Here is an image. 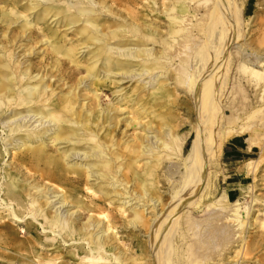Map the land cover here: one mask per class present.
I'll return each mask as SVG.
<instances>
[{
    "label": "bare ground",
    "instance_id": "obj_1",
    "mask_svg": "<svg viewBox=\"0 0 264 264\" xmlns=\"http://www.w3.org/2000/svg\"><path fill=\"white\" fill-rule=\"evenodd\" d=\"M49 1L51 0H44L45 4ZM122 1L111 0L113 4H121ZM124 1L132 6L141 5V10L154 8L150 9V15L146 12L143 14L146 19L150 18V23L144 19L140 20L143 15L139 16L137 10L126 9L123 19L126 24L120 27L114 22L108 28V35L104 34V48L107 49L104 77L99 79L90 66L91 63L86 65L85 77H81L76 83V80L74 81L75 84L69 87L66 98L60 101L58 108L53 102L54 91L50 85L44 84L49 74L40 70V63L34 64L32 61L41 55L51 54L59 60L64 59L62 62L67 60L79 69L82 63L73 59L75 53L64 50L63 46H59L58 42L42 29L38 28L36 38H31L29 30L34 31L38 24L36 22L32 26L31 22L25 21L26 26L21 34L17 32L18 34L8 42L11 46L5 48L8 55L0 57L8 59L14 68L16 66L11 76L9 70H0V118L9 113L6 119L0 120L1 133L5 135L0 141V147L4 148L3 153L8 157L4 168H0V209L7 212L5 216L8 218L0 222V231L14 230L13 223H27V220L31 219L33 223H27V231L36 233L37 230H42L44 234H52L70 249L71 256L69 254L70 257H67L68 253L65 252L60 264L175 263L173 236L181 222L177 214L184 205L189 207L193 203V200L186 202L185 198L191 194V190L196 189L194 192L197 193V198L194 203L199 201L202 187L206 183L207 169L219 158L222 147L228 140L236 136H247L248 148L256 147V128L248 127L239 114L230 112L229 116H226L219 104V99L227 87V73L233 59L231 46H234L232 49L237 56L240 77L242 75L248 83L262 92L260 102L261 99L264 100V49L255 48L251 39L245 40L248 34L245 36L241 29L243 20L241 9L237 6L238 0ZM210 1L212 4L206 19L203 16L196 19L200 15L197 8L203 9V5ZM28 3L22 5L26 12L32 11L35 6L34 0ZM103 3L102 5L106 2ZM4 8L2 10L7 16L18 15V11L9 9L7 12ZM107 10L114 12L111 8ZM79 12L80 18L84 17L83 22L89 25V28L95 31L99 29L86 17L91 12ZM193 19L196 23L190 25ZM5 20L11 21L8 17ZM194 33L203 35V40L199 41L200 48L198 47L196 52L192 51L195 53H192L190 60V66L193 63L195 70V76H192L187 60L182 63L180 61L178 70L172 68L177 51L174 54L169 51L178 37L191 45L190 43L195 41ZM39 35L41 37H38ZM210 42L213 45L207 46ZM18 44L20 45L17 47ZM155 45L161 47L158 46L159 49L156 50ZM19 49L17 59H23L15 61L14 52ZM186 52L184 50L182 54ZM119 59L124 60L122 63L125 66H118ZM59 60L56 61L55 71L57 65H60ZM73 70L76 71L74 68ZM34 71L36 74L33 76ZM117 77H122L123 80L137 77L136 82L140 81V84L129 93L124 90L115 91L118 85ZM72 78L73 76L70 80ZM189 79H192L190 83ZM108 81L110 85L106 88L115 101L111 103V107L104 110L99 103V96ZM181 86L187 90L189 97L192 96L195 111L200 118L197 117L199 120L191 131L179 136L176 131L179 127L174 124L178 120L175 121L178 107L175 93ZM81 91L84 92L82 95L87 94L91 98L84 97L81 100ZM86 100V104H81ZM90 102L92 103L88 106ZM156 107L159 109L155 110ZM19 108L21 110L16 111ZM22 109H25V112ZM254 114H264V110H257ZM28 123L31 125L27 127ZM32 125L34 126L31 127ZM68 125L76 129V132H82L81 139L73 136L69 138L68 130L64 127ZM122 125L125 127V135L129 129L135 133L131 134V137L125 136L126 139L120 145L122 140L118 141L117 133ZM190 138L191 143L184 153ZM47 145H51L55 149L54 152ZM58 145L66 147L59 148ZM21 151L32 160L33 167L29 171H20V168L25 166H14L15 162L12 163ZM11 159L12 162H9ZM141 163L142 167L139 166ZM257 163L249 161L246 171L253 175ZM140 169L145 176L143 182L136 173ZM160 173H163L162 177L173 188L171 207L170 204L166 207L164 197L154 184V179L159 177ZM24 174L32 176L28 179H33V187H29L30 182L24 180ZM130 184L133 185L131 193ZM120 187H123L121 191ZM252 192L253 189L248 187V193ZM42 199L45 200L44 204ZM113 206L118 210L115 211ZM144 207L152 208L150 219L144 217L148 209ZM240 207L239 201L231 203L227 220L231 221L232 227H235L238 233L243 234L247 222H242L244 213L240 211ZM246 207L248 209V206ZM126 212L131 215L127 226L136 231H143V235L137 236L120 230V218ZM26 213L28 215L24 216ZM183 216L185 215H182V220ZM4 218L1 217L0 220ZM173 218V222H170ZM8 221L12 223H5ZM181 232L176 233L180 242L186 238L183 237L184 232ZM243 239L241 238L240 242H243ZM0 253L2 261H5L8 251L1 243ZM31 263L55 264V261L36 255Z\"/></svg>",
    "mask_w": 264,
    "mask_h": 264
},
{
    "label": "rangeland",
    "instance_id": "obj_2",
    "mask_svg": "<svg viewBox=\"0 0 264 264\" xmlns=\"http://www.w3.org/2000/svg\"><path fill=\"white\" fill-rule=\"evenodd\" d=\"M12 1H14V2H12ZM24 1H26V2H24ZM28 1H30V0H19V1L18 0L17 1L16 0H0V10H1V13H0V33L3 32L2 34H0V57H2V55H5V56L8 55V53H6V51H5L6 50L5 48H9L11 46L8 42H10V40L13 36H16L18 33L21 34L22 30L26 26L25 21L31 22L32 26L36 22L38 24L37 25L38 27L35 28L36 30L35 29H34V31H31L33 29L29 30V34L32 35L31 38H33V37L36 38V36H37L36 33H39L38 30L42 29L45 31V33H48L56 42H58L59 46H63L64 50H66V51L71 50L73 53H75L76 56L73 59L80 62V64L82 63L81 64L82 66L79 69L73 67V65L70 62H68L67 60H65L67 63L65 61H63L65 63L62 64L63 63L62 60H64V59L60 58V60H59L55 56L48 54L49 52L47 53L48 55H46V54L41 55L40 54L41 56L35 58L32 61L34 64L40 63V68H41L40 70L45 71V73L49 74V77H47L44 80L46 82V83L44 82V84L50 85L52 90L54 91L55 94H54L53 102H54L56 108H58L61 105L60 101L64 98H66V96L69 92V87H73V85L79 79H81V77H83V78L85 77V75H86L85 66L86 65L91 63L90 66L93 67L95 75L99 79H102L104 77L103 72L106 70V64H107V55H106L107 49L104 48V42H106V36L109 33L108 28L114 22H117L118 26H120V27H121V25L124 26L126 24V21H123V19L126 16L125 10L126 9L137 10L139 13V16L145 14V12L147 14H149L151 12V10H154V8H150L151 9L150 10L148 7H147L148 9H146V10H141L142 6L140 5V2H139L140 6H132L129 3H125L124 0L122 1L121 4L120 3L113 4L111 2V0H103V1L102 0H78V1L77 0H51L47 4H45L46 2H44V0H34V4H35L34 9L32 11L29 10L28 12H26V9H22V7H23L22 5L27 4ZM38 1H40L41 3ZM81 2H83L85 5L82 4ZM103 2L107 5H105ZM102 3L107 7L105 8V6L102 5ZM211 4H212V2L210 1L209 3L203 5V9H202V7L197 8L198 14H200V15H198L196 19H198L201 16H203L204 19H206V15H207V12L209 11V7ZM206 5L208 7H206ZM4 6L6 8H4ZM237 6H239V8L241 9V12H242V20L243 21L241 23V29H242L243 33L245 34V36L248 34V36L245 38V40L251 39L253 41L252 44L254 43L253 45L256 46L255 48L264 49V26H262V25H264V0H238ZM98 7L102 12L100 10H98ZM3 8L6 9L5 11H7V12L9 11V9L16 10V11H18V15L16 17H14V15L7 16L2 10ZM107 8H111V10L112 11L114 10L115 13L114 12L110 13L107 10ZM105 10L107 13L105 12ZM79 11L91 12L86 17H88L90 20H92L99 27V29L97 31H95L91 27L89 28V25H87L83 22L84 17L80 18V16H79L80 12ZM22 12H23V14H22ZM100 12L102 14H100ZM42 14L44 16H42ZM152 14H151V16H152ZM112 15H113V17H112ZM122 15H123V17H122ZM7 17L10 18L11 21L8 22L7 20H5ZM26 17H28V18H26ZM139 19L140 20L144 19V21H146L147 23L148 22L150 23V18L146 19L144 17V15H143V18H139ZM162 20H165V19H162ZM5 21H7V22L5 23ZM199 22L202 23V21H199ZM195 23L196 22L194 20L193 22L190 23V25H193ZM160 24H162V23H160ZM194 34H192V35L194 36ZM200 35L201 34L196 35V37H193V40H195L197 42H199V41L202 42L203 35H201V36ZM28 37L30 38L29 35H28ZM38 37H41V35H39ZM3 39H5V40H3ZM200 39H202V40H200ZM195 41H193L192 43H190L191 45H189V44H186L183 41V39L180 37H178L174 40V47L171 49V51H169V53L171 52V54H174L177 51L176 52L177 58L173 59L174 61H173L172 68H175L176 70H178L181 63L183 61L187 60V62H189L188 67H189V69L192 70L191 74H192V76H195L194 64L192 63L190 66V60L192 58L191 57L192 53H193V55H195L194 52H196L200 48L199 45L201 44V42L196 43ZM176 42H179V43H176ZM181 42H182V44H181ZM6 43H7V45H6ZM97 43H98V45H97ZM80 44H83V45H80ZM177 44L180 45L181 47L178 46ZM19 45L20 44H18L17 47ZM192 45L194 46V48L196 50L193 48ZM208 45L212 46L213 43L210 42L209 44H207V46ZM259 45H260V47H259ZM158 46L161 47V45H155L156 50L159 49ZM183 46H185L186 48H183ZM233 47L234 46L230 47V53H231V56L233 57V59L231 62L229 73H227V87L225 88V92H223L221 99H219V104L221 106V110L224 111V114L226 116H229L230 112L231 113L234 112V114L235 113L239 114L241 116V119H244L243 122H247L246 124L248 127L256 128V130L258 132V137H257V139L254 140L255 141L254 143H256L255 144L256 147L253 148V149H255L256 154L253 156L254 159L251 160V161L258 162L257 166H256V170H255V173H253V175L249 174L247 171V173L249 175H251V179L248 181V185L243 188V192L241 193L239 199L236 200V201L240 202V206H241L240 211L242 213H244L242 216L243 217L242 222H243V224L246 222L247 223H246V226H244L245 227L244 233L240 234L235 230L236 229L235 227H232L233 224L230 223L231 221L229 222L227 220L229 218L228 213L231 209L230 204L235 202V201L227 202L225 199V190H224V187L222 185V176H221V170H220L219 158H218L207 169L208 170L207 171V177L208 176L209 177L205 178L206 183L202 187V189H203L201 191L202 195L199 193L200 194L199 195V197H200L199 201L194 203L196 198H197L196 197L197 193L194 192L196 189L191 190L190 191L191 194L188 197H186L187 199L185 198V200H187L186 202L193 200V203L190 204L189 207H186V205H184L180 209V211L178 213L179 215L177 214V216L180 218V221L182 223L180 222L177 225L176 231L178 230V232L175 231V234L173 236L174 239L172 238L174 240L173 252H175V253L172 252L174 254V255L173 254L172 255L175 256L174 257L175 263H173V264H264V130H262V129H264V126H262V125H264V114H258V115L254 114V112L257 110H264V106H262V105H264V100L261 99V102H260L262 92H259V90L254 88L252 84L248 83L246 81V79L243 78L242 75H241L242 78L240 77L241 73H239V71H238L239 65L237 64L238 63L237 56L235 54V51L232 49ZM1 49H2V51H1ZM88 49H90V50H88ZM183 49L185 50V52L187 50V52L184 53L186 55L182 54V52L184 51ZM3 50H4V52H3ZM192 51H194V52H192ZM19 52H20V49L16 50L14 52V54L16 55L15 61L16 60L21 61L23 59V57H19V59H17L18 58L17 56H19L17 53H19ZM180 54H181V56H180ZM94 58L96 59V61ZM57 59L60 62V65H57V71L59 70V72L55 71V68H54L56 65V61H58ZM0 60H1L0 70H2V71H6V69H7V71L9 70L8 73L11 76L12 72L15 71L16 66L14 68V66H12V63H10L8 61V59H4V58L1 59L0 58ZM123 61H122V59L121 60L119 59L117 61L119 67L125 66L122 63ZM180 61H181V63H180ZM52 63L54 64V66ZM184 64H186V63H184ZM68 65H69V67H68ZM111 66H114V65H111ZM73 68L76 71H74ZM52 69L54 70V73H53ZM64 72H66V73L64 74ZM59 73H60V75H59ZM35 74H36V71L33 72V76ZM177 74H178V72H177ZM55 76L57 78H55ZM71 76H73V78L70 80ZM51 77H52V79H50ZM67 77H68V79H67ZM134 79H131V80L136 82L137 77H135ZM52 80H54V81H52ZM131 80H123L122 77H117L116 82H118L117 83L118 85H117V89L115 91L124 90V91H127L129 93L132 90V88H134V87L138 86V84H140L139 83L140 81L134 83ZM191 80L192 79H189L188 82ZM70 81H72V83H69ZM74 81H75V83H74ZM29 83L33 84L34 82H29ZM70 84H72V85H70ZM109 85H110V81H108L105 84V87L101 90L102 92L100 93V96H99V103L101 105V108L104 110L108 107H111V103L113 101H115L112 98V94L110 93V91L107 90ZM63 86H65V87H63ZM128 87H129V89H128ZM61 88H63V89H61ZM179 89L180 90L175 93V96L177 97L176 101L178 102V107H176V109H177L175 112L176 118L175 117L174 118H175V121L177 119L178 120L174 124H175V126L179 127L176 131H177L178 135L180 136V135L186 134L189 131H191L193 125L196 124V122L199 120L200 117L198 116V114L195 111L194 103L192 102L193 101L192 96L189 97L190 95L188 94L187 90L185 91L184 86L183 87L181 86ZM190 92L192 93V90H190ZM82 93H84V92L81 91V93L79 94L80 97H81ZM89 96L90 95H87V94L84 96V94H83L81 97V100L84 97H87L88 99H90L91 96L90 97ZM200 98H202V96ZM191 102L193 103L192 106H191V104H192ZM86 103H87V100L82 102L81 104H86ZM91 103L92 102L88 103V106H90ZM195 103H197V101ZM158 109H159V107L155 108V110H158ZM18 110H21V109L19 108L16 111H18ZM22 111L25 112V109H22ZM8 115H9V113H5L4 116L2 118H0V120L6 119V117ZM197 117H199V118H197ZM31 122H33V121H31ZM30 125H31V123H28L26 126L28 127ZM33 126L34 125H32L31 127H33ZM64 127H66L68 130L69 138L71 136H73L76 139H81V134H82L81 131L77 130V132H76L75 131L76 129L71 128L69 125L64 126ZM124 128H125L124 125H122L121 128L118 129L119 131L117 133L118 141L122 140V142H120V145H121V143L123 144V141L126 139V137H131L135 133L129 129L127 131V134L125 135L123 133ZM1 130H2V128L0 126V137H1L0 141L5 136L4 133H1ZM128 135H130V136H128ZM193 137H194V135L192 134L191 138H193ZM243 137L247 138V136H243ZM191 138L187 141V143L185 145L184 153H186V151H187V149L191 143V140H192ZM47 146L49 147V149H51L54 152L55 149L52 148L51 145H47ZM58 147L64 148L66 146L65 145H60V146L58 145ZM58 147H56V149ZM52 151H50V152H52ZM0 152H1L0 153L1 154L0 168H4V166H5L4 163L8 160V157L7 158L5 157V155L3 153L4 152L3 147H0ZM9 162H12V159L9 160ZM14 162H15V164H13L14 166H17L16 164L21 165V166H23V165L25 166V168H20V171H21V169L22 170L26 169L29 171V169H31L33 167L32 160L30 159V157L26 153H22V151L17 154V157L15 158V160L12 163H14ZM142 163L139 166L143 165ZM246 166L247 165H245V167ZM141 170L142 169H140L136 173H138L140 175L142 182H143L145 180V178H144L145 176L143 175V171H141ZM25 173H27V172H25ZM24 175H25V176H23V177H25L24 180L27 181L28 183L30 182L29 187H33L35 184L32 181L33 179L32 178L28 179L29 177H32V176L26 175V174H24ZM162 176H163V173H160V176L157 177L156 179H154L155 180L154 184L157 187V189L159 190L158 192L164 197V202H165V205L167 207L171 202V197H173L172 196L173 195L172 194L173 188L170 185V183H168L166 181V179H164ZM131 185L132 184L129 185L130 186V193L133 190V185L132 186ZM148 187H151V186H148ZM248 187L253 189L252 194L248 193ZM122 188L120 187V191ZM33 192H35V191H33ZM132 199H133V197H132ZM44 201L45 200L42 199V201H41L42 204H44ZM87 201L89 203V199ZM133 203H135V201ZM171 205L172 204H170L169 207H171ZM116 206H118V204H116ZM246 206H248V209ZM112 208L113 209L116 208L115 211L118 210L117 207L113 206ZM144 208L147 209L148 207H144ZM145 209H142V210H145ZM138 211H139V209L137 210V212ZM151 212H152V208L150 207L147 209V212L144 213V217L150 219L151 217L149 215H151ZM129 213L130 212H126L125 214H123V216H121V218H120V224H121L120 230L124 231L128 234H137V236L143 235V233H144L143 231H141V232L139 230L136 231L135 229L127 226L128 220L131 219V215ZM6 214H7V212L5 210L0 209V218L5 217L4 219H1L0 222H3V220L8 219L5 216ZM27 215L28 214L26 213V215H24V216H27ZM118 215H120V214H118ZM182 215H185V217L186 216L187 217L185 218L183 216V220H182L181 219ZM188 217H189V219H188ZM174 219L175 218L171 219L170 222H173ZM5 223H12V221H8ZM27 223L31 224L33 222L31 221V219H29V220H27ZM27 223H18V224L13 223L14 230L7 229V230L0 231V243L8 251L7 256H6L7 259L6 260L4 259L5 261H2V253H0V262H1L0 264H32L31 262L36 255L40 256L42 259L50 258V259L55 261V264H60V261L63 258L65 252L68 253L66 256L67 257L69 256V254H70L69 250L70 249H68V247H65L62 244L60 238L53 237V235L49 234V233L44 234V233H42V230H37L36 233H30L29 231H27V228H26ZM187 223H188V225H187ZM182 227H184L183 230H185V231L182 230ZM0 230H1V227H0ZM180 230L182 232H184L185 234L187 233L189 235L188 236V235H185L183 233V237H186V238H185V241L183 240L182 242L179 241L178 234L176 235V233L181 232ZM120 236H122V234H120ZM46 238H47V240H46ZM154 238H152L151 241H153ZM187 238H188V240H187ZM241 238L242 239L244 238L243 242H240ZM48 239H49V242H48ZM141 240H143V238ZM45 241H46V243H45ZM240 247L242 250H240ZM241 251H243V252H241ZM240 254L241 255L243 254V255L241 256ZM70 256H71V254H70ZM82 256H84V255L82 254ZM55 257H57V258H55Z\"/></svg>",
    "mask_w": 264,
    "mask_h": 264
},
{
    "label": "crops",
    "instance_id": "obj_3",
    "mask_svg": "<svg viewBox=\"0 0 264 264\" xmlns=\"http://www.w3.org/2000/svg\"><path fill=\"white\" fill-rule=\"evenodd\" d=\"M253 148H248L246 138L243 136L233 137L222 147L219 166L227 202L238 200L243 188L251 179L245 165L254 159L256 153Z\"/></svg>",
    "mask_w": 264,
    "mask_h": 264
}]
</instances>
